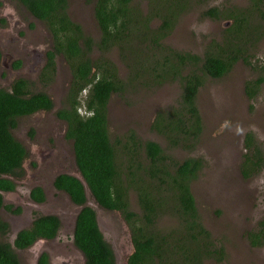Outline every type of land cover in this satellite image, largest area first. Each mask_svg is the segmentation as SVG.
Wrapping results in <instances>:
<instances>
[{
    "label": "trees",
    "instance_id": "trees-1",
    "mask_svg": "<svg viewBox=\"0 0 264 264\" xmlns=\"http://www.w3.org/2000/svg\"><path fill=\"white\" fill-rule=\"evenodd\" d=\"M18 1L43 20L52 35V49L47 52L48 63L40 80L53 78L56 56L61 55L70 67L72 79L56 114L67 123L66 137L73 142L76 165L96 203L119 212L130 229L132 252L126 264H205L208 260L227 264L226 247L204 225L192 191V183L206 166L204 157L192 154L204 129L197 98L208 79H220L237 62L249 59L248 43L264 38V0H249L245 9L226 5L205 9L204 17L233 21L220 39H211L200 53L167 43L180 16L199 0H144L146 10L136 0H87L93 3L100 32L97 38L70 17L69 0ZM114 51L126 68L125 75L109 56ZM263 82L264 76L248 82V95L254 97ZM169 83H177L181 92L175 104L158 110L151 124L167 147L141 138L133 128L113 142L108 125L111 97L116 94L130 101V95ZM33 84L18 78L9 89L0 88V189L12 188L3 176L17 174L27 155L11 132L17 118L54 107L50 94L34 91ZM82 105L85 113L79 111ZM253 143V135L248 133L246 147L254 153L245 155L244 177L264 164L263 151ZM178 149L188 154L179 158L173 153ZM54 185L82 206L73 242L85 264H117L114 249L99 228L96 210L87 204L82 182L61 174ZM39 189L33 198L45 200ZM132 192L139 210L133 207ZM164 216L173 219L168 229L159 225ZM60 226L57 215H42L18 234L15 245L24 248L36 239L53 238ZM7 229L0 218V231ZM259 229L248 233L253 246L264 244V220ZM0 264H20L9 243L0 242ZM39 264H49L48 257L42 255Z\"/></svg>",
    "mask_w": 264,
    "mask_h": 264
},
{
    "label": "rangeland",
    "instance_id": "rangeland-1",
    "mask_svg": "<svg viewBox=\"0 0 264 264\" xmlns=\"http://www.w3.org/2000/svg\"><path fill=\"white\" fill-rule=\"evenodd\" d=\"M4 1L7 7L4 16L3 8L0 9V18H3L0 23V45L13 42V45L21 46L22 40L26 43L21 53L23 64L19 69L8 58L12 51H7L8 54L5 52L0 64V86L9 87L14 79L27 78L35 82L31 86L34 91L43 90L50 94L54 100V109L17 119V127L12 133L30 152V157L24 162L28 171L18 189L4 193V198L13 205H22L23 212L12 214L7 210L2 213L12 222L11 237L19 227L31 221L35 212L55 213L61 218L63 230L59 237L41 239L19 252L21 264H38L42 252L49 254V264H84L83 253L73 242L74 218L79 206L68 194L55 190L53 186L55 172L60 173L62 170L79 175L73 142L65 137L66 121L59 119L55 113L63 106L72 79L71 70L66 60L59 55L56 60L57 72L53 78L48 82L39 79V72L45 65V52L52 45L51 38L38 27L33 18H29L21 4L15 0ZM137 1H140V8L147 9L146 1ZM224 5L245 9L249 7V0H199L196 7L180 16L167 43L179 49L199 53L204 51L211 39L222 37L233 20H214L201 14L210 6ZM69 14L82 25L87 34L96 38L99 36L93 3L69 0ZM5 20L8 24H3ZM28 22L30 30L23 36ZM41 26L43 28L44 25ZM35 37H39L40 41L33 42ZM248 45L251 54L249 59L237 62L220 79H208L197 98L204 129L198 147L192 154L204 157L206 166L192 183V191L204 225L216 241L226 247L227 264H264V244L253 246L248 235L249 232L259 231L264 220V164L249 177H244L242 173L245 155L254 153L246 147L248 133L253 135V145L260 147L264 154V82L254 97H250L246 91L248 82L264 76V38ZM109 56L118 64L120 73L125 75L126 68L118 60L117 52H111ZM180 92L177 83H169L130 95V101L114 94L108 105L112 141L115 142L129 128H133L141 138L157 140L163 147H167L164 138L151 129V124L159 109L175 104ZM79 111L85 113V106L82 105ZM173 153L179 158L188 154L181 149L173 150ZM49 158L53 161H48ZM41 164L45 167L41 168ZM38 181L43 183L47 193L46 201L41 204L32 202L28 196L29 186ZM87 194L88 203L96 210L100 228L114 249L117 264H126L132 252L130 229L126 221L119 212L100 208L90 191ZM131 200L133 207L138 209L135 192H132ZM172 222L169 216L159 219L160 227L166 229ZM11 237L8 236L10 241ZM205 264L222 263L208 260Z\"/></svg>",
    "mask_w": 264,
    "mask_h": 264
},
{
    "label": "flooded vegetation",
    "instance_id": "flooded-vegetation-1",
    "mask_svg": "<svg viewBox=\"0 0 264 264\" xmlns=\"http://www.w3.org/2000/svg\"><path fill=\"white\" fill-rule=\"evenodd\" d=\"M16 1V3L18 2L19 4H21L18 0H15ZM17 3V4H18ZM22 5V4H21ZM6 7H7V2L6 1H4V0H0V9L1 8H3V16L5 15V9H6ZM21 7H23V9H24V11L27 13V15H29V18L31 19V18H33L34 20H35V22H37L38 23V27H40L41 28V30L45 33V34H47L48 36H49V38H51V43H52V41H53V39H52V35H51V33H50V31L48 30V28H47V26H45L46 24H45V22L43 21V20H41V19H39V18H37L36 16H34L24 5H22ZM0 15H1V12H0ZM2 19L3 18H0V23H1V21H2ZM3 24H8L7 23V21L5 20L4 21V23ZM25 24V23H24ZM44 25L43 26V28H42V26L41 25ZM28 27L26 28V30H25V32L23 33V36H25L26 34H27V31L28 30H30V23L28 22V25H27ZM31 27H34V25H31ZM25 29V28H24ZM48 30V31H47ZM44 39V38H43ZM19 40V39H18ZM42 40V39H41ZM16 41V40H15ZM14 41V42H15ZM32 41L33 42H37V41H40V38L39 37H35V38H33L32 39ZM13 43V42H12ZM12 43H4L3 45H0V64L2 63V61H3V59H4V55H5V52H7V51H12V54H8V52H7V54H8V58H11L12 60H13V66H15V68L16 69H19V68H21V66H22V64H23V59L21 58V53H23L24 52V50H25V47H23V45L26 43L25 41H23L22 40V44H21V46H15V45H13ZM52 45H53V43H52ZM52 45H51V47H50V49L49 50H51L52 49ZM49 50H47L46 52H45V65L42 67V69H41V71L39 72V75H41L42 74V71L44 70V68H45V66L47 65V63H48V55H47V52L49 51ZM56 60H57V56L55 57V63H56ZM56 72H57V70H56ZM55 72V73H56ZM18 78H24V77H18ZM18 78H16V79H18ZM16 79H14L12 82H11V84L16 80ZM25 79H27V78H25ZM40 79V78H39ZM34 82V81H33ZM46 82V81H45ZM35 83V82H34ZM11 84H10V86H11ZM10 86L9 87H2V86H0V88H6V89H9L10 88ZM52 98V97H51ZM53 99V98H52ZM53 102H54V100H53ZM54 109V107L51 109V110H53ZM51 110H39V111H36V112H34V113H32V114H29V115H23V116H30V115H33V114H35V113H37V112H42V111H51ZM58 110V109H57ZM56 113V112H55ZM23 116H19V117H23ZM56 116H57V114H56ZM18 117V118H19ZM58 117V116H57ZM17 118V119H18ZM59 118V117H58ZM59 119H61V118H59ZM61 120H63V119H61ZM64 121V120H63ZM17 127V126H16ZM16 127H14V128H16ZM14 128H12L11 129V132H12V130L14 129ZM66 129H67V123H66ZM31 131H32V133L31 134H33V129L31 128ZM13 134V133H12ZM14 136V135H13ZM15 137V136H14ZM65 137H66V130H65ZM67 138V137H66ZM68 139V138H67ZM18 140V139H17ZM69 140H71V139H69ZM19 141V140H18ZM20 142V141H19ZM21 143V142H20ZM22 145H23V143H21ZM24 146V145H23ZM24 148H25V150H26V158L24 159V161H23V163H22V167H21V169H19L18 170V173L17 174H9V175H4L3 177H5V178H8L9 180H10V182L13 184V186H12V188H9V189H0V194H1V197H2V205L0 206V218L2 219V221H4L5 223H7V225H8V229L5 231V232H1L0 231V242H5V243H9L10 245H11V247L14 249V251H15V253H16V255H17V257H18V259H19V255H18V253L19 252H21V251H24V250H26V249H28V248H30L32 245H34L37 241H39V240H41V239H46V240H52V239H56V238H58L59 237V235H60V232L63 230V228H62V222H61V218L57 215V214H55V213H38V212H35L34 214H33V218L31 219V221L26 225V226H21V227H19L17 230H16V232L14 233V235L11 237V229H12V222H11V220L6 216V215H4L2 212H5V211H10L12 214H20V213H22L23 212V206L22 205H18V204H15V205H13L12 203H8L7 201H6V199L4 198V193H12L13 191H15V190H17L18 189V187L21 185V180L27 175V171H28V168L26 167V164L24 163L25 162V160L27 159V157L29 158L30 157V152H29V150L24 146ZM48 161H53V159H51V158H49V160ZM76 161V160H75ZM40 167L41 168H44L45 167V165H40ZM39 167V168H40ZM61 174H70V175H73L74 176V174L73 173H70V172H67V171H62L61 170V172L60 173H54V177H53V186H54V189L55 190H57V191H63V192H65L66 194H68L66 191H64V190H60V189H57L56 187H55V185H54V180H55V178L58 176V175H61ZM37 188H40L39 190H41V192L45 195V200H44V198L41 200V201H39V200H36V199H34L33 198V192L34 191H36L37 190ZM28 196H29V199L32 201V202H34V203H36V204H41V203H44L45 201H46V199H47V193H46V188H45V186H43V183H40V181H38V182H36V183H34V184H32V185H30L29 186V188H28ZM68 196H69V194H68ZM70 197V196H69ZM71 199V198H70ZM77 205V204H76ZM51 214H53V215H57L58 217H59V220H60V223H61V226H60V229H59V231H58V234L55 236V237H53V238H39V239H36L30 246H26V247H24V248H20V247H18V246H16L15 245V242H16V238H17V236H18V234L22 231V230H24V229H26V228H29L33 223H34V221L35 220H37V219H39L42 215H51ZM104 235V234H103ZM8 236L9 237H11V239H12V241H10L9 239H8ZM105 237V236H104ZM42 255H46L47 257H48V263H49V254L47 253V252H42L41 253V255L39 256V259H38V264H39V260H40V258L42 257ZM19 262H20V260H19ZM21 264V263H20Z\"/></svg>",
    "mask_w": 264,
    "mask_h": 264
},
{
    "label": "water",
    "instance_id": "water-1",
    "mask_svg": "<svg viewBox=\"0 0 264 264\" xmlns=\"http://www.w3.org/2000/svg\"><path fill=\"white\" fill-rule=\"evenodd\" d=\"M74 176H76V177L82 182V184H83V186H84L85 193H86V197H87V196H88L87 192L90 191V190H89V188H88V186H87V184H86V182H85L83 176L81 175L80 172H79V175H75V174H74ZM87 199H88V197H87ZM87 204L90 205V204L88 203V201H87ZM78 206H79V210H78V212H77V214H76V216H75V218H74V228H75V224H76V219H77L78 213L80 212V210H81V208H82V206H80V205H78ZM97 221H98V225H99V228H100V222H99L98 217H97ZM100 229H101V228H100ZM83 256H84V255H83ZM116 263H117V261H116ZM84 264H85V257H84Z\"/></svg>",
    "mask_w": 264,
    "mask_h": 264
}]
</instances>
